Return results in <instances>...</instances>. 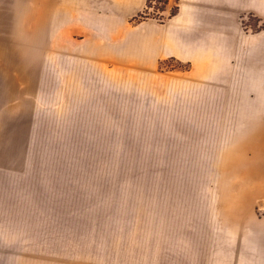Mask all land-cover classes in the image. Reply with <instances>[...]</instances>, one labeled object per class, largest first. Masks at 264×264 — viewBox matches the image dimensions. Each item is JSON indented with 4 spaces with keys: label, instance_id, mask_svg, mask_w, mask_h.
<instances>
[{
    "label": "rangeland",
    "instance_id": "1",
    "mask_svg": "<svg viewBox=\"0 0 264 264\" xmlns=\"http://www.w3.org/2000/svg\"><path fill=\"white\" fill-rule=\"evenodd\" d=\"M121 4L11 0L15 23L0 26V264H184L185 223L241 229L264 212L251 112L205 95L198 66L142 63L151 42L140 28L174 6ZM62 5L78 16L42 34L21 23L54 21ZM9 64L24 79L8 84Z\"/></svg>",
    "mask_w": 264,
    "mask_h": 264
},
{
    "label": "crops",
    "instance_id": "2",
    "mask_svg": "<svg viewBox=\"0 0 264 264\" xmlns=\"http://www.w3.org/2000/svg\"><path fill=\"white\" fill-rule=\"evenodd\" d=\"M121 1L120 10L126 12L127 0ZM139 2L143 6L146 0ZM166 6H174L175 13L162 23L140 28L141 40L151 42L142 63L172 58L198 66L201 80L211 85L205 95L219 97L223 107H230L228 111L251 112V160L258 174L264 175V0H167ZM64 10L63 5L55 9L54 21L41 13L20 21L25 27L36 26L42 34L48 27L59 26L64 16H78L75 9ZM14 16L11 0H1L0 26L14 25ZM97 30L104 32V48L112 49V40L117 39L112 27ZM11 73L9 64L4 78L8 84L12 78L24 79L20 71L12 78ZM261 186L259 182L253 189ZM198 221L185 223L194 225L179 234L182 242L177 247L184 250V264H264V212L251 214L241 229H214L207 226L208 220Z\"/></svg>",
    "mask_w": 264,
    "mask_h": 264
},
{
    "label": "trees",
    "instance_id": "3",
    "mask_svg": "<svg viewBox=\"0 0 264 264\" xmlns=\"http://www.w3.org/2000/svg\"><path fill=\"white\" fill-rule=\"evenodd\" d=\"M147 1V0H146ZM167 2V0H165V3ZM175 10H176V8H174V11L172 12V13H170V15H172V14H174L175 13ZM169 15V16H170Z\"/></svg>",
    "mask_w": 264,
    "mask_h": 264
}]
</instances>
